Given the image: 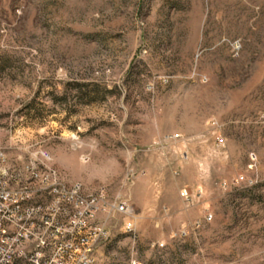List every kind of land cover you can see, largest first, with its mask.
Returning a JSON list of instances; mask_svg holds the SVG:
<instances>
[{
  "label": "rangeland",
  "instance_id": "rangeland-1",
  "mask_svg": "<svg viewBox=\"0 0 264 264\" xmlns=\"http://www.w3.org/2000/svg\"><path fill=\"white\" fill-rule=\"evenodd\" d=\"M46 177L133 210L93 264H264V0H0V193Z\"/></svg>",
  "mask_w": 264,
  "mask_h": 264
},
{
  "label": "built area",
  "instance_id": "built-area-1",
  "mask_svg": "<svg viewBox=\"0 0 264 264\" xmlns=\"http://www.w3.org/2000/svg\"><path fill=\"white\" fill-rule=\"evenodd\" d=\"M39 181V194L51 199L48 204H32L38 197L33 192L0 193V264H93L90 237L102 233L92 227L95 217L101 212L133 213L127 203L110 205L105 193L84 197L79 188L70 191L48 177ZM181 196L190 201L187 190Z\"/></svg>",
  "mask_w": 264,
  "mask_h": 264
}]
</instances>
